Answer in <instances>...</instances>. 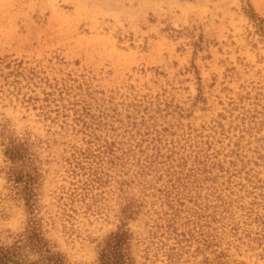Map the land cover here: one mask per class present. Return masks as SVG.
Here are the masks:
<instances>
[{
    "label": "rangeland",
    "instance_id": "obj_1",
    "mask_svg": "<svg viewBox=\"0 0 264 264\" xmlns=\"http://www.w3.org/2000/svg\"><path fill=\"white\" fill-rule=\"evenodd\" d=\"M33 228L264 264V0H0V246Z\"/></svg>",
    "mask_w": 264,
    "mask_h": 264
},
{
    "label": "trees",
    "instance_id": "obj_2",
    "mask_svg": "<svg viewBox=\"0 0 264 264\" xmlns=\"http://www.w3.org/2000/svg\"><path fill=\"white\" fill-rule=\"evenodd\" d=\"M125 244V233L114 234L101 249L97 264H130L123 252ZM29 255L35 258L29 259ZM0 264H67V261L33 228L24 233L15 246H0Z\"/></svg>",
    "mask_w": 264,
    "mask_h": 264
}]
</instances>
